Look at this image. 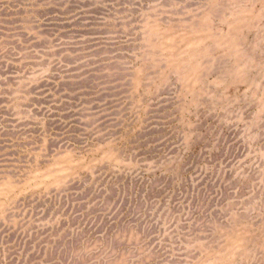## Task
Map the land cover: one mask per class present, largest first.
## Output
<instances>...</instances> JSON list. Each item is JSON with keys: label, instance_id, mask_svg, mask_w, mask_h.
Here are the masks:
<instances>
[{"label": "rangeland", "instance_id": "rangeland-1", "mask_svg": "<svg viewBox=\"0 0 264 264\" xmlns=\"http://www.w3.org/2000/svg\"><path fill=\"white\" fill-rule=\"evenodd\" d=\"M0 264H264V0H0Z\"/></svg>", "mask_w": 264, "mask_h": 264}]
</instances>
